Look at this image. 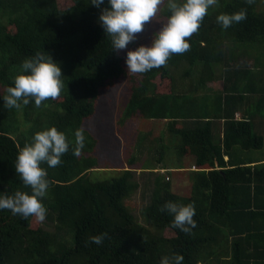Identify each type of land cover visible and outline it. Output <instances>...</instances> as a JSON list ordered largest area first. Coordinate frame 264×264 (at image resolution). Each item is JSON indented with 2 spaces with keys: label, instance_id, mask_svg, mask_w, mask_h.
Returning <instances> with one entry per match:
<instances>
[{
  "label": "trees",
  "instance_id": "1",
  "mask_svg": "<svg viewBox=\"0 0 264 264\" xmlns=\"http://www.w3.org/2000/svg\"><path fill=\"white\" fill-rule=\"evenodd\" d=\"M71 2L0 0V193L31 192L15 163L35 133L56 126L71 141L59 165H42L50 181L43 222L0 210V264H160L175 253L183 255V264H264V161L251 165L253 159L241 157L264 147V121L255 119L264 117V0H217L187 38L189 50L146 73L127 72V50H113L100 9L90 0ZM241 10L246 19L239 23L227 29L217 23L218 15ZM164 15L167 22L169 9ZM45 51L62 68L60 96L40 107L32 100L6 108L3 96L23 61ZM184 63L188 69L180 75L198 70V78L176 91L175 72ZM119 81L130 97V116L161 121L179 139L175 159L163 158L184 169L153 177L149 203L138 217L130 204L141 187L134 170L146 169L135 165L95 182L89 177L102 167L85 121ZM78 128L85 131L86 147L75 156ZM171 178L179 179V189ZM169 200L195 203L191 232L174 228L173 217L160 211ZM101 233H107L102 244L91 241Z\"/></svg>",
  "mask_w": 264,
  "mask_h": 264
},
{
  "label": "clouds",
  "instance_id": "2",
  "mask_svg": "<svg viewBox=\"0 0 264 264\" xmlns=\"http://www.w3.org/2000/svg\"><path fill=\"white\" fill-rule=\"evenodd\" d=\"M91 5L100 9L99 23L105 33L111 37L114 51L127 50L125 64L128 73H146L153 68L165 65L173 54L184 53L190 48V38L201 27L211 6L217 0H90ZM252 0H249L251 3ZM105 3L107 6L105 7ZM167 5L170 15L158 32L153 33L150 44H140L134 49L129 45L138 40L162 5ZM246 19V11L222 13L217 16V23L227 29L233 23ZM46 52V51H45ZM45 52H37L22 63V72L14 78V86L7 87L3 96L4 106L8 109H20L34 100L40 107L48 98L60 96L64 88V76L60 63ZM73 155L79 156L86 147L83 128L76 129ZM71 141L56 126L45 128L34 134L18 153L15 170L25 186L31 192L16 191L14 194L0 193V210H11L14 215L24 218L35 216L39 221L46 219L48 209L43 199L46 197L50 181L43 164L55 167L61 163L62 156L69 151ZM165 174V171H163ZM173 217L171 223L185 233L196 227L194 219L195 203L183 204L167 201L161 208ZM107 233L91 237V241L102 244ZM180 253L165 255L160 264H183Z\"/></svg>",
  "mask_w": 264,
  "mask_h": 264
},
{
  "label": "rangeland",
  "instance_id": "3",
  "mask_svg": "<svg viewBox=\"0 0 264 264\" xmlns=\"http://www.w3.org/2000/svg\"><path fill=\"white\" fill-rule=\"evenodd\" d=\"M59 1L63 7H69L72 4L71 0ZM167 9L166 4L161 6L155 19L146 25L144 32L137 34L138 40L134 44L138 43L140 45L142 41L146 42V40L150 41V39H153V34L151 35L149 31L158 32L162 25L166 23L164 14ZM134 44H130L128 46L129 49L137 47ZM187 67L188 65L184 63L175 72L177 78L176 91H182L181 85L193 84L198 78V70L186 77H184V74L180 75V70L182 69V71L186 72ZM160 81L163 86L165 85L164 87H169L168 82ZM156 82H159V79L156 78L154 83ZM123 83L125 82H116L115 87L105 92L101 97L95 114L85 121L86 129L96 139L95 156L99 166L102 167V169H93L92 171L95 172L90 173L89 177L91 181L95 182L120 176L126 170L134 168L135 165L146 169L145 171H137L133 179L134 182L136 181L141 185L138 195H133V201L130 203L132 213L138 217L142 206L149 203L150 191L153 188V177L157 175L154 168H162L161 162L163 166L174 164L168 158H163V155L166 153L170 158L175 159L173 144L175 142L177 144L179 139L171 134L167 129V125L164 126L161 121L130 116V97ZM30 117L31 120L34 119L33 115ZM255 119L264 121V117L260 114L256 115ZM261 132L264 134V131ZM246 156L256 160L264 159V147L261 150L248 152ZM133 159L134 165L132 163ZM168 172H170L168 174L174 175L172 171ZM158 175L160 176V174ZM148 181L151 186L148 185ZM171 181L175 187L174 189H179L180 186L177 185L179 179L171 178ZM185 181L181 184V187H186L190 182L188 177ZM144 193H146V198H143ZM40 222L37 219V223Z\"/></svg>",
  "mask_w": 264,
  "mask_h": 264
},
{
  "label": "crops",
  "instance_id": "4",
  "mask_svg": "<svg viewBox=\"0 0 264 264\" xmlns=\"http://www.w3.org/2000/svg\"><path fill=\"white\" fill-rule=\"evenodd\" d=\"M259 127H261V126H259ZM247 154L246 153H242V155H241V157L242 158H244V159H250V158H248V156H246ZM229 158L228 157H226V160H228ZM251 159H253V158H251ZM256 161H258V162H262V161H264V159H261V160H256V159H253V164H251V165H255V163H256ZM160 165H161V167L162 168H156V169H154V171L158 174H160V176L161 177H165V176H170L168 173V171H179V172H181V171H183L184 169H177V168H179V166L178 167H175V166H173V165H169V166H163V163L161 162L160 163ZM173 168H175V169H173ZM186 169H189V168H186ZM135 171V173L137 172V171H143L142 169L140 170V169H138V170H134ZM163 171H165V174H163ZM191 171V170H190ZM156 177V176H155ZM172 179H174V178H172Z\"/></svg>",
  "mask_w": 264,
  "mask_h": 264
},
{
  "label": "built area",
  "instance_id": "5",
  "mask_svg": "<svg viewBox=\"0 0 264 264\" xmlns=\"http://www.w3.org/2000/svg\"><path fill=\"white\" fill-rule=\"evenodd\" d=\"M193 169H195V167H193ZM167 179H169V178L167 177Z\"/></svg>",
  "mask_w": 264,
  "mask_h": 264
}]
</instances>
